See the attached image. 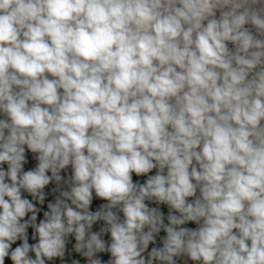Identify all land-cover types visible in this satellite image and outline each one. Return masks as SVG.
Wrapping results in <instances>:
<instances>
[{"label":"clouds","instance_id":"1","mask_svg":"<svg viewBox=\"0 0 264 264\" xmlns=\"http://www.w3.org/2000/svg\"><path fill=\"white\" fill-rule=\"evenodd\" d=\"M0 264H264V0H0Z\"/></svg>","mask_w":264,"mask_h":264}]
</instances>
